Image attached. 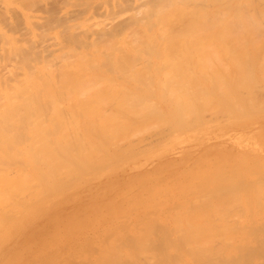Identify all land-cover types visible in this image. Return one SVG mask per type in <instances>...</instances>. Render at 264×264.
I'll return each instance as SVG.
<instances>
[{"label": "bare ground", "instance_id": "obj_1", "mask_svg": "<svg viewBox=\"0 0 264 264\" xmlns=\"http://www.w3.org/2000/svg\"><path fill=\"white\" fill-rule=\"evenodd\" d=\"M53 1L55 2V0H0V219L3 218L4 224L7 222L5 225L9 223L8 220L13 225L15 222L12 221L13 218L16 219V215L24 207L28 210L24 209L25 213L32 210L33 214L36 212L35 216L39 215L45 202L51 200L47 198L51 197V194L54 196L52 192L61 188L58 186L65 187L69 184L72 187L77 184L75 182L80 180L76 177L81 175L82 170L74 177L76 172L68 169L71 168L69 164L73 161V156L77 157L72 162L74 165L78 164L77 168L80 169L81 165L82 169L90 167L89 160L100 155H95L98 148L105 153L104 155H107L110 145L111 151L117 148L123 132L114 130L129 128L126 129L129 133L121 129L128 135H122L124 138L121 136L123 142L118 145V151L115 150L123 151V156L121 152L120 156L114 153L116 157L123 158L124 153L127 156L135 155L149 147L138 142L139 134L144 135L153 128L152 140L156 136L157 140L159 134L166 135L164 130L168 126V129L172 130L174 126H178L176 124L183 127V122H186L188 117L194 118H191L194 120L193 124L198 126L204 123L201 115L199 117V113L202 114L203 111H211L209 114H213L212 118L210 117L213 122L209 128L244 130L260 125L259 121L250 124L249 118L245 116L253 114L255 110L264 111L262 108L264 75L260 74H264L261 72L264 69V0H61L57 7L60 11L57 12L56 9V15L53 9L57 1L54 6ZM215 47L218 50H214ZM219 49L221 53L218 55L215 51ZM185 52H190V56ZM196 53H200L201 56L203 54V58H199L200 54ZM222 53L224 57L221 56ZM197 57L201 62L204 61L202 65ZM224 58L229 60L227 69L230 68L229 64L230 66L233 64L231 73L236 70L235 74L227 72L225 69L227 62L223 61ZM215 61L222 66L224 64L225 71ZM196 62H199V67ZM221 70L225 73L224 76ZM214 71L217 73L212 78ZM210 77L211 81L208 82ZM205 80L208 83L204 84ZM230 81L232 83L236 81L235 86L229 84ZM230 85L234 89L231 87L230 89ZM211 87H216L213 90H218L217 94L220 95L213 92L211 94L208 90V88L212 90ZM209 93L216 96L215 99H219L215 100L211 96V104L209 101L206 103ZM159 95L162 99L158 97ZM153 96L158 97L160 101L168 96L172 99L166 100L172 101L168 103V107L173 103L171 104L173 107L177 104L176 109L174 107L172 112L170 106L167 114V106H164L163 102V107L159 106L158 109V105L161 104L157 99L153 100ZM200 97L206 100L203 101ZM191 98H196V103L198 98L199 108L202 107L200 106L202 101L208 104L209 108L203 105V109H198V105H194V99ZM150 99L151 106L155 105L156 109L151 108ZM157 101L159 104L154 103ZM140 104L145 107V113L142 107V110L139 109ZM194 107L198 109L197 112ZM212 107L215 109L210 110ZM158 110L163 113L165 110L166 114L159 111L160 115H165L164 119L157 112L155 115V111ZM223 110H227L226 113H223ZM258 111L255 113L258 114ZM147 113L150 116L154 115L153 119L148 115L151 122L148 118L147 121L151 124L148 122L146 125L147 121L144 122L143 117L140 119L143 123H139L137 128V118L139 120L142 114ZM136 114L139 117H136ZM127 117L133 118L136 121L135 125L133 124L135 121H130L131 124L129 122L131 119ZM166 117H171L175 125L171 127ZM156 118L164 121L162 124L167 122V126L158 124ZM190 118L187 121L189 125L192 121L189 122ZM155 123L158 128L160 126L159 129ZM193 124L191 127L189 125L184 127L190 129L194 127ZM131 125L134 127L131 128ZM140 125L142 127L150 125L152 128L146 127V131ZM135 127L141 132L143 129V133L135 131ZM154 127L159 130L157 135ZM70 128H73L72 131L74 128H80L79 132L83 128L85 130L83 129V133L80 132L81 135L76 132L74 137V132H71ZM91 128L94 130L99 128V136L96 134L98 131L93 135ZM149 128L151 129L148 130ZM60 129L68 132L69 139L76 138L73 139L74 143L83 140L79 141V146L84 145L81 143L85 140L86 145L91 142L92 146L88 145L90 147L88 149L84 147L86 145L81 149L76 147L78 148L76 151L81 150L79 152L82 154L74 155L75 148L71 154L72 139L69 140L66 133L58 132ZM175 129L181 131L179 127ZM172 130L170 131H176ZM130 132L139 133L138 139ZM171 132L169 134H172ZM130 134L136 138L135 141L132 142L134 138H130ZM169 134L168 137L171 136ZM109 135L114 137L112 143L115 142V138L118 139L116 135L119 136L117 140L119 143L117 141L113 143L114 145L110 143ZM148 137L145 139L151 141V137ZM164 137L166 136L161 138ZM126 138L130 145L135 144L137 140L140 146L137 143L136 146L142 145V148H139L141 151L132 152L135 145L130 148L123 140ZM102 139L108 140L106 147H102L106 152L101 150V146H105L103 143L102 145L95 143L98 145L95 150L92 142V140L101 142ZM145 139L143 141L148 143ZM162 139L158 141L162 142ZM186 139L187 137H184L177 143ZM249 141L247 143H250ZM125 142L127 145L123 146L124 151L121 150V145ZM153 142L157 144V141ZM153 142L148 144L155 145ZM77 143L74 146L78 145ZM19 145L20 147L22 145L23 149L18 148ZM127 146L133 150L129 152V149L127 153L124 148ZM260 146L261 150H264V140L260 142ZM82 148L88 152L93 148L94 155L90 152L91 159L89 153ZM83 151L88 155L89 159H85L88 162L83 160L86 157ZM168 151L166 153H170L171 150ZM59 152L62 155L61 159L69 158L71 154L72 160L69 158L65 162L61 161L58 157ZM162 153L150 150L141 161H132L131 164H126L127 166L124 164L122 168L113 169L103 176L104 178L97 176L98 184L90 183L89 188L79 194L92 195L94 202L100 204L95 209L83 207L81 210L84 219L93 218L92 222H98L107 216L110 218L99 228L78 229L81 232L71 234L68 233L71 230L69 228L66 233L62 229L61 234L50 231L47 238L41 237L33 242L36 237L34 236L30 242L36 245L26 247L24 255H9L10 252L1 251L0 264H264V156L260 154L256 159H240L236 164L227 166L215 165L213 162L214 165L209 171L200 169L198 174L200 172L202 174L197 179L186 182L182 187L168 182L166 186L169 187L166 190L165 187L161 188L160 184L155 186L152 184L151 188L144 187L143 190L135 192L131 190L122 192L123 194H120V191L119 195L107 199L108 195L119 191L116 186L124 179L120 178L121 171L129 168L130 171H136L135 175L148 171L144 165L153 160L155 154L161 157ZM112 154L113 151L108 162L107 160L104 162L106 158H102L105 167L101 165V168L109 166V161L115 157ZM104 155L101 157H105ZM99 159L97 160H102ZM99 161L93 164L95 166L91 165L96 171L99 166L96 164H101ZM113 161L116 162L115 159ZM119 161L120 158L117 162ZM60 162L68 164L69 167L66 165L64 168V164L60 166ZM60 167L67 169L69 175L71 173L68 176L75 179L74 182L71 178L75 184L69 181L68 176L63 180L62 175L65 173H62L64 170L59 172L62 169ZM72 168L75 167L72 165ZM89 169L91 173L92 168ZM99 170L101 169H98V173ZM87 175L85 177L82 174L78 178L87 180ZM133 176L132 172L127 175L128 179ZM81 181L83 182L82 179ZM69 188L70 186L66 189ZM47 191L51 194L46 193ZM44 192L46 196L50 195L46 197ZM77 196L78 193H73L67 197L74 200ZM33 204H36L37 208L32 206L34 209H28ZM48 204L50 213L68 207L66 203L56 208L53 207V202ZM119 204L121 205L118 206ZM21 214L17 216H23L22 219L28 218L29 213L25 217ZM8 216L11 218L6 220ZM33 217L31 216V219L34 220ZM63 217L70 219L67 215ZM19 219L24 223L27 221ZM16 220L18 223L16 225H19L18 219ZM3 221L0 220V234L7 233L12 235L9 238H13L14 233L11 234V231L9 234L10 230L7 232L8 227L12 225L2 228ZM32 221L30 220V223ZM86 223L89 224L88 221ZM58 227L55 225L54 229ZM70 227L72 228L71 225ZM38 228L40 229L36 227L34 230H39ZM2 238L0 236L1 241ZM7 238H3L4 241ZM22 241L25 243V238L19 244ZM5 246L7 244H4ZM2 247L3 245L0 248Z\"/></svg>", "mask_w": 264, "mask_h": 264}, {"label": "rangeland", "instance_id": "obj_2", "mask_svg": "<svg viewBox=\"0 0 264 264\" xmlns=\"http://www.w3.org/2000/svg\"><path fill=\"white\" fill-rule=\"evenodd\" d=\"M56 1H57V4H56ZM59 1H61V0H55V2L53 3V6H54V4H56L54 7V9H55V11H54V9H53V13L56 15V9H57V7H59L58 5H60V3H58ZM62 2V1H61ZM62 4V3H61ZM60 8H61V6H60ZM58 11L57 12H59L60 10L59 9H57ZM58 14V13H57ZM60 14V13H59ZM55 33V31H53V34ZM214 50L216 49V47L215 48H213ZM213 50V51H214ZM216 50H218V49H216ZM221 50L219 49V51H215L216 53H218V55H219V53H221L220 52ZM196 52V51H195ZM201 52V51H200ZM186 53V52H185ZM188 53V52H187ZM186 53V54H187ZM190 53V52H189ZM188 53V54H189ZM194 53V52H193ZM202 53V52H201ZM204 53V52H203ZM191 54V53H190ZM190 54L188 55V56H190ZM197 54V53H196ZM198 54H200V53H198ZM197 54V55H198ZM195 55V54H194ZM214 55V54H213ZM224 54L222 53V57H224L223 56ZM215 56V55H214ZM183 57H184V55H183ZM195 57V59H196V55L194 56ZM216 57V56H215ZM185 58H186V55H185ZM199 58H203V54H202V56H201V54L199 55ZM198 57H197V60L199 59ZM201 59H199L198 61L199 62H201ZM223 61L224 62H227V64L225 63V65L223 64ZM223 61H222V64H223V66L222 65H220V63L218 64L216 61V64H218V66H222L223 67V70H224V66L226 67L225 69H227V65H228V62H229V60L227 61L225 58L223 59ZM199 62H196L197 63V66H198V64H199ZM204 62V61H203ZM203 62H201V64L200 65H202V63ZM214 62V63H215ZM231 62V61H230ZM196 64H194V66H195ZM216 66V65H215ZM218 66H216V68H218V70H220L219 69V67ZM231 66H233V64L231 65ZM230 66V64H229V66H228V68L229 69H227V72H230L231 73V67ZM199 67V66H198ZM198 67H196V70H198L197 68ZM235 67V69L237 68L238 69V67H236V66H234ZM215 68V67H214ZM222 69V68H221ZM223 70H221L220 72H222ZM228 70H230V71H228ZM239 70V69H238ZM215 71H216V69H215ZM215 71H214V74L213 75H211V77L213 78V76H215L216 75V73H215ZM225 71V70H224ZM236 71V70H235ZM234 70L232 71V73H231V75H233V74H235L234 72H235ZM240 72V71H239ZM238 72V73H239ZM261 72H264V69H262L261 70ZM222 73H224V72H222ZM221 73V74H222ZM229 73V74H230ZM228 74V75H229ZM257 74H259V73H257ZM261 74V76L262 75H264V74H262V73H260ZM259 74V75H260ZM223 76L225 75V73L224 74H222ZM227 75V74H226ZM227 75V76H228ZM258 75V76H259ZM230 76V75H229ZM237 76V75H236ZM235 76V77H236ZM211 77H210V79H208L207 81L208 82H210L211 81ZM226 77V76H225ZM231 78H232V76H231ZM226 79H230V78H226ZM233 79H234V76H233ZM237 79V78H236ZM235 79V80H236ZM206 80L203 82L204 84L205 83H208ZM231 81H234V80H231ZM230 81V83L229 84H231L232 82ZM237 81V80H236ZM235 81V82H236ZM191 82V81H190ZM229 82V81H228ZM235 82L234 83H232L234 86H235ZM152 83V82H151ZM155 84H156V82H154ZM192 83V82H191ZM213 83V82H212ZM155 84H153L154 86H155ZM183 83H181V85H182ZM180 84H179V86H181ZM156 86H158L157 84H156ZM206 86V85H205ZM208 86H209V84H208ZM207 86V87H208ZM182 87V86H181ZM206 87V88H207ZM231 87V85L229 86V88ZM156 88V87H155ZM205 88V87H204ZM205 88V89H206ZM213 88H216V87H211V89L213 90ZM232 89H234L233 87H231ZM230 88V89H231ZM208 90L209 91H211V94H215V95H220L219 93L217 94V91L218 90H216V89H214L213 91L212 90H210L209 88H208ZM216 91V92H215ZM213 92V93H212ZM231 92H232V90H231ZM157 94V93H156ZM156 94H154L155 96H156ZM207 94V93H206ZM112 95H115V94H112ZM158 95V94H157ZM209 95H210V93H209ZM108 96H110V95H108ZM121 97H122V95H120ZM155 96H153V100L154 99H162L161 97H160V95L158 96V97H156V98H154ZM207 96V95H206ZM214 97V99H215V97L216 96H214V95H210L209 96V98H207L208 100H206L204 97H203V99H201V97H200V99L201 100H206L205 102L207 103V101H209V103L211 104V102L212 101H210V97ZM217 96V97H218ZM115 97H117V96H115ZM151 97V96H150ZM165 97V96H164ZM208 97V96H207ZM233 97H235V96H233ZM120 98V97H119ZM152 98V97H151ZM172 100V99H169V97L167 96V98H164V100L162 101H160V100H158L159 101V103L161 104V105H158V109H159V106H160V108L161 107H163V104H162V102L164 103V106H167L166 108H167V110L169 109V107L170 108H172V112H174V107H175V109H176V105L177 104H175L174 105V107L171 105V104H173V103H171V104H169V107H168V103H170V102H172V101H166V100ZM194 99V100H193ZM195 99L196 98H191V100H193L194 102H195V104L194 105H196L197 103H198V98H197V103H196V101H195ZM199 99V102L201 101ZM216 99H219V98H216ZM215 99V100H216ZM220 99H222V98H220ZM183 100H184V98H183ZM186 100V99H185ZM184 100V101H185ZM212 100H213V98H212ZM158 101L157 102H154V103H158ZM203 101L202 102H200L201 103V105L200 106H202L201 108L203 109V105L204 106H207L208 104H205V103H203ZM218 101V100H217ZM217 101H216V103H217ZM223 101V100H222ZM151 103V99L149 100V104ZM153 103V104H154ZM158 103V104H159ZM182 103V102H181ZM220 103V102H219ZM218 103V104H219ZM143 105H144V102L142 103ZM142 104H140V107H139V109L143 106ZM146 104V103H145ZM152 104V105H153ZM199 104V103H198ZM197 104V105H198ZM214 104H215V102H214ZM217 104V105H218ZM142 105V106H141ZM216 105V106H217ZM150 106H151V104H150ZM156 106H157V104H156ZM215 106V105H214ZM196 107V106H195ZM193 108L194 110L196 109V108ZM208 108H209V106H207ZM211 107V106H210ZM230 107V106H229ZM232 107V106H231ZM230 107V108H231ZM143 108V107H142ZM142 108H141V110H142ZM151 108H155L156 109V107H155V105H154V107H152L151 106ZM165 108V107H164ZM198 109H201V108H199V105H198V107H197ZM214 107H212L210 110H212ZM228 108V107H227ZM226 108V109H227ZM229 108V109H230ZM262 108H264V106H262ZM144 109H145V107L143 108V112H144ZM154 109V110H155ZM198 109H196V112H197V110ZM205 109V108H204ZM215 109V108H214ZM166 110V109H165ZM165 110H164V113L162 112V111H160V110H158V111H155V115L157 114V113H159V111L160 112H162V114H166L165 113ZM166 110V111H167ZM170 110V109H169ZM169 110L167 111V114L169 113ZM261 110V109H260ZM142 111H141V113H142ZM150 111V110H149ZM203 111V110H202ZM218 111V110H217ZM216 111V112H217ZM227 111V110H226ZM226 111H224L223 110V113H226ZM256 111H258V110H255L254 111V113L253 114H247L245 117H247V118H249L248 119V121H250L249 123L250 124H252V123H257L258 121L260 122V125L259 126H257V127H254L253 129H247V128H245L244 130L242 129V128H217V127H215V128H209V126L211 125V123L213 122V120H210L211 118H212V116H213V114L212 115H210L209 114V112H211V111H203L204 112V114H203V112H202V114L201 113H199V117H200V115H201V117H202V119L201 120H204V123H202V124H200V119H199V124L200 125H198V126H195L194 124H193V121L194 120H192V119H194V118H190V117H188V119L190 118V120H189V122H190V125H194V127L193 128H188V127H186L187 125H189V123H187V121H188V119H187V121L186 120H184V121H186V122H183V124L184 125H186L185 127L186 128H188V130H185L186 128L184 127V125H183V127L185 128H183V127H181V125H179V124H176V125H178L177 127H179V129L181 130V131H178V130H176L175 128H177L176 126H174L175 128L173 129V130H176V131H173L172 130V128L171 129H168L169 128V126L165 129V130H167V131H169L168 133H167V131H165L164 130V132L166 133V135L164 134H162L161 133V130L163 131V129H161L160 130V133L163 135V136H166V137H168L167 135L171 132L170 130H172L173 132H171L172 134H169V135H171V136H169L168 138H166V137H164L163 139L161 138V137H163L162 135H158L159 137H158V139H162V142L160 141H158V139L157 140H155V138H157V136L154 138V140H152L153 138H152V130H153V128H152V126H150V125H148V126H143L144 128H145V130H146V127H151L152 128V130H150L151 128H149L148 130H150V132H146V133H149L150 135H148L147 136V134L145 133L144 135L142 134H139V133H131V134H134V137L136 136V138H137V135L139 134V136L141 137H139V139H138V142L140 141V142H142V143H140V144H142L143 146L145 145V147L146 146H149L148 148H144L143 150L144 151H141L139 148H142V145H141V147H138V146H140V145H138L139 143H137V140H136V142H134L135 144H133L132 143V145H135V149L133 150V149H130V148H133L132 147V145H130L129 144V142L127 141L128 140V138L130 137V135H129V137L128 138H126V139H123V140H125L127 143H128V145H130V148L127 146V147H124V148H126V151H127V153H128V150H129V152L131 151V150H133L132 152H138V150L139 151H141L140 153H138V154H136L135 153V155H133V154H128V156H129V158H127L128 156H127V154H125L124 153V157H125V159H123V158H121L122 156H123V151L121 152L122 153V156L121 157H119L120 155H119V153L120 152H117L118 151V145L119 144H121L123 141H122V138H121V136L122 135H128L127 133H129V132H127V130L129 129V128H121V129H123L124 131L126 130V132L127 133H125L124 131H122L121 129L120 130H117V131H115L114 129V132H120L121 131V133H122V135L120 136L118 133H117V135H119L120 136V143H119V141H117L118 139H119V136H117L116 135V137H118V139H116L115 138V142L117 141V143H119V144H117V148L116 149H112V151H113V154H112V156L114 157H116V153H118V155L119 156H117L116 158L114 157V159H115V161L116 162H114L113 160V157H112V159L113 160H111V161H113L112 163H111V161H109L110 163H108V165L109 166H107L106 165V168H103V167H105L104 165L105 164H102V161H103V159L102 158H106V159H104V162H106V160H107V162H108V160H110L111 158H110V156L109 155H111V153H112V151H111V148H112V145H110V143H112V140H113V138H112V136L114 135H109V136H111V141H109L110 143H109V145L111 146V148H110V146L108 147V151L106 152V151H104L105 150V148L103 149L102 147H106V141H108V140H104V139H102V140H104V141H102L101 140V142H100V140L99 141H94V140H92V142H93V144H94V146L96 147L95 148V150L97 149V147H98V145L96 146L95 145V143L96 144H98V143H103V145H105V146H101V150H103V152H106L107 153V155H104L105 153H102V151H100L99 149L100 148H98L97 149V152L96 153H98V150H99V153L98 154H96L95 153V155H99V156H93L92 157V159H95V160H97V159H99V158H101L102 160L101 161H99V160H97V161H99L98 163H101V164H96V166L97 165H99L98 166V169H101V171L98 173V169H97V171H96V169H93L94 167H91V165H93V164H95V162H97V161H94V160H92L90 157H91V154L93 153V148L92 149H89L90 150V152H91V154H90V152H88V150H85V148L83 149L84 151H86L87 153H89L88 155H90L89 156V158L91 159V160H89V162H88V160H85L86 158H87V156L88 155H86V154H84L85 152L83 151V154L84 155H86V157H84V159L83 160H85V161H87L88 162V164L90 165V167L88 166V164L87 165H84L85 167L86 166H88V168L86 167V169H82L83 168V165H81V167H80V165H79V167H80V169L79 168H77L76 166H78V164L77 165H74V164H72V162L74 161V159H77V157L75 156H73V161L72 162H70V161H68V162H70V164H69V166L71 167V168H68V169H70V171L72 170L73 171V173H75L74 175V177H76L79 173H78V171H81V172H84V173H81L80 172V174L81 175H78V177L79 176H82V174L85 176V175H87L88 174V172H89V174L87 175V180H85L86 178H81L82 180H83V182L81 181V179L80 178H78V177H76V179H78V180H80V181H77V182H75V179H73L72 177V179H73V181L75 182V183H77V184H75L73 181H72V179L69 177L70 175H71V173H70V175L68 174V172L66 171V170H64V168H66V167H64V166H68V164H64V162H65V160L67 161L69 158L72 160V156H71V154H73V150H74V148H75V150L74 151H76L78 148H76V147H80V149H81V147H83L84 145H86V140L84 141V143H81L82 141L81 140H79V141H81L80 143L81 144H84V145H80L79 146V141H78V145H75L74 146V144H76V143H74L73 142V139L74 140H76V138H71L70 137V139H72L71 141H70V143L71 142H73V143H71V145H70V147H73V148H71L72 149V151H70V152H72L71 154H70V156H69V158L68 157H66V158H64L63 157V159H61V157H62V155L60 154V152H59V154H57V155H59L58 157H60V159H61V161H64L63 163L62 162H60V164H57V166L58 165H60V166H62L63 164V167H60V168H62L61 169V171L59 170V172L61 173L63 170L64 171H66V172H62V173H67V175H62V176H60V177H62L63 178V180H64V178L66 179V177L68 176L69 177V181L71 180V182H73L75 185H72V187H71V185H69L68 183H66V184H68V185H66L65 187H62L63 185H60V186H58L60 189H56L57 191H55V192H52L53 194H54V196L50 193V192H46V193H50L51 194V197H53V198H51V197H49V198H47V199H51V200H49V201H47V202H45L46 204H47V208H46V204H45V206H43L42 207V210H41V207H40V210H38L37 209V211H40V212H42V213H40L38 216L36 215H34L36 212V208H37V206H36V204L34 205H31V206H29V208L28 209H34V208H32V206H34V207H36L35 208V213L33 214V211L32 210H30L29 212H27L28 210H27V208H23L22 209V207H21V209L22 210H24V209H26L27 211V213H29V215H28V218H26L27 219V221H26V219H22V217H18L17 215H19V214H21L22 212L20 211L19 212V214H15L16 215V219H18V222H19V225H16V224H18L16 221V219H14L13 218V220L12 221H15V222H13V225L14 226H16L17 228H19V229H17L16 227H14L11 223V221L10 220H8V219H10L11 218V216L9 217H7V219L6 220H8V224L7 225H5L4 224V222L5 221H3V218H1L0 220H2L3 221V226H2V224H1V226H2V228L3 227H5V228H7L8 226H11V227H8V229H7V232L9 231V234H10V232H11V234H13V238H9V236H12V235H7V233H6V231H5V233L6 234H4V233H2L3 235H1L0 234V236L1 237H3V238H7V236H8V238L7 239H5L6 241H4V239L2 238V241L0 240V247L3 245V247L2 248H0V252L2 251V252H5V251H8V252H10L11 254H9V255H24L25 254V251H26V247L27 248H29V247H32L33 245H36V244H34V243H31L32 242V240L31 239H33V237L34 236H36V237H34V239H33V242H35V241H37V239L38 238H41V237H48L49 236V233H51L52 231L54 232V233H57V234H61V232H63V230L62 229H64V232L66 231V232H68V228L69 229H71V230H69V234H71V233H79V232H81L80 230H85V229H97V228H99L100 227V225L102 224V223H104V222H106L107 221V219L109 220L110 218H108V216H107V218H105V219H100L101 221H98V222H92V219L93 218H91V219H84V214H83V210H81L83 207L84 208H86V207H88V209L89 208H93V209H95V208H98L99 207V203H96V202H94V198H93V196L92 195H89V194H87V195H80L79 196V194H81V193H83L84 192V190H87L88 188H89V185H91L90 183H96V184H98L97 183V176H101L102 178H104L103 176H106L108 173H110L111 172V170H113V169H116V168H119V167H123V165L124 166H127L128 164H131V162L132 161H135V162H137V161H141L142 160V158H143V156H145L147 153H148V151H156V152H158V153H162L163 151H165L164 153V155H163V153L161 154V155H163V156H161V157H158V156H156V154H155V156H154V159L153 160H150V161H148L145 165H144V167H146V168H148L149 170L148 171H143V172H141V173H139V174H134V173H136V171L135 170H132V171H130V169L129 168H126V169H124L123 171H121L120 172V178H124V179H122V180H120V185H118V186H116V189H118L119 191L117 192H114V193H112V194H110V195H108V197H107V199H111V198H113V197H115L116 195H119L118 193L121 191V193L120 194H123L122 192H129V191H131L132 190V192H135V191H137V190H139V189H141V190H143V188L144 187H148V188H151L152 187V184L155 186L156 184H160V186H161V188L162 187H165V189L166 190H168V187L169 186H166L167 185V183L168 182H170V183H172V185H177L178 187H182V185L183 184H185L186 182H189V181H192V180H195V179H197L198 178V176L200 175V174H202L201 172L198 174V172H199V170L200 169H203L204 171H209L213 166L212 165H214V163H215V165L217 164V165H225V166H227L228 164H236V162H237V160H240V159H244V158H248V159H256V158H258V156H260V154H261V156H264V150H261V148H262V146H260V142L262 141V140H264V119H262V118H264V117H262V115H264V111H261V112H259L258 111V114L257 113H255ZM138 112V111H137ZM139 112H140V110H139ZM157 112V113H156ZM200 112V111H199ZM145 113V112H144ZM150 113H151V111H150ZM221 113V112H220ZM250 113H252V112H250ZM139 114V113H138ZM152 114V113H151ZM215 114H217V113H214V115ZM257 114V115H256ZM137 115V114H136ZM148 115H149V117H151L150 119H153L154 118V115L153 116H150V114L149 113H147V115H141L140 117L137 115L136 117H139V120H138V118H137V121H138V123H136V118L135 117H133V116H131V117H133V118H135V120L133 119V118H129V117H127V118H129V119H131V120H129V122L130 121H135V122H133V124L135 125V123L137 124L136 126H137V128L139 127V123H143V121L142 120H144V119H142L141 121L142 122H140V119L141 118H143V117H145V121L144 122H146L149 118H148ZM160 117L162 116V118L164 119V117H165V115H160V113L158 114ZM135 116V115H134ZM191 116H193V114H191ZM219 116V115H218ZM223 116V115H222ZM256 116V117H255ZM257 116H259V117H257ZM156 117H158V116H156ZM194 117V116H193ZM211 117V118H210ZM215 117V116H214ZM224 117V116H223ZM262 117V118H261ZM148 118V119H147ZM167 118V121H169L170 123H171V127H172V125H175V121H173L172 119H171V117H166ZM166 118H165V122H166ZM168 118H170V119H168ZM224 118H227V117H224ZM149 119V121L151 122V120ZM157 119V123L158 124H160V125H163V127H166L167 126V122H166V124H162V122L164 123V121H160V120H158V118H156ZM230 119V118H229ZM254 119V120H253ZM162 120V119H161ZM175 120V119H174ZM149 121H147V123H146V125L148 124V122ZM156 121V120H155ZM247 121V122H248ZM149 122V123H150ZM153 122H154V120H153ZM197 122V120L194 122V123H196ZM131 123V122H130ZM170 123H168V125L170 124ZM186 123V124H185ZM132 124V123H131ZM145 124V123H144ZM151 124V123H150ZM153 124V123H152ZM156 124V123H155ZM134 125H133V127H134ZM142 125V124H141ZM140 125V126H141ZM189 125V126H190ZM155 126V125H154ZM156 126H157V124H156ZM155 126V127H156ZM250 126V125H249ZM249 126H248V128H249ZM131 128H133L132 127V125L130 126ZM142 127V126H141ZM142 127V128H143ZM155 127H154V129H155ZM182 129H184V130H182ZM191 127V126H190ZM156 128H158V126L156 127ZM159 128H160V126H159ZM158 128V129H159ZM61 129H64V128H61ZM59 130L58 132H60V131H62V130ZM67 129V128H66ZM71 129V128H70ZM76 129H78L77 131H76ZM79 129L80 128H74V131H72L73 130V128L70 130L71 132H74L73 133V136H74V134H76V132L77 133H79V135H81L82 133H83V129L85 130V128H83L82 130H80V132L82 131V133H80L79 132ZM88 129H90V128H88ZM97 128H95V130L93 129V128H91V130H93V132L91 131V133H94L93 135H95V133L98 131V129L96 130ZM112 129V128H111ZM69 130V128L67 129V131ZM113 130H112V132H113ZM156 130V131H155ZM154 130V132L156 133V135L158 134V132H159V130H157V129H155ZM63 131H65V129L63 130ZM62 131V132H63ZM89 130L87 131L86 130V132H90ZM106 131V130H105ZM108 131H110L109 129H108ZM132 131H133V129H132ZM135 131H138V130H136V127H135ZM140 131V130H139ZM138 131V132H139ZM147 131V130H146ZM183 131V132H182ZM211 131V132H210ZM62 132H61V134H62ZM70 132V133H71ZM99 132L100 131H98L96 134H98V136H99ZM111 132V133H112ZM113 132V133H114ZM145 132V131H144ZM153 132V134H155ZM176 132H177V134H176ZM178 132L180 133V134H178ZM66 132H63V134H65ZM140 133H143V129H142V132L140 131ZM66 135L68 136L67 138L69 139V135H68V132L66 133ZM65 135V136H66ZM152 135V136H151ZM249 135V136H248ZM71 136V135H70ZM72 136V137H73ZM76 136V135H75ZM74 136V137H75ZM144 136V137H143ZM146 136V137H145ZM161 136V137H160ZM194 136V137H193ZM123 138L125 137V136H122ZM133 137V135H131V137L130 138H132ZM133 137V138H134ZM145 139V138H150L151 137V141H150V139H148V140H146V142H148V143H152L153 141H157V144H155L154 142V144L155 145H149L148 143H145L143 140V138ZM184 137H187V139H188V137H189V140H185V141H183V142H181V141H179L178 143H177V141L178 140H180V139H183ZM129 138V139H130ZM136 138H134V140H132V142L133 141H135V139ZM166 138V139H165ZM68 139H67V141H68ZM69 139V140H70ZM143 139V140H142ZM193 139H195V140H193ZM131 140H129L130 141V143H131ZM142 140V141H141ZM250 140V141H249ZM87 141H89V140H87ZM122 141V142H121ZM150 141V142H149ZM176 141V142H175ZM247 141H249L250 143H247ZM86 142V143H85ZM115 142H113V143H115ZM126 142H125V144L123 143V145H121L122 147V149L121 150H124L125 151V149H123V146H126L127 144H126ZM159 142V143H158ZM175 142V143H174ZM68 143H69V141H68ZM108 143V142H107ZM112 143V144H113ZM136 143H137V145L138 146H136ZM172 143H173V145H172ZM72 144H73V146H72ZM91 144V142H89L86 146H84V147H87V149L88 148H90L91 146H92V144ZM147 144V145H146ZM69 145V144H68ZM88 145L90 146V147H88ZM102 145V144H101ZM114 145V144H113ZM100 146V145H99ZM21 147H22V145H21ZM20 147V145L18 146V148H20V149H23V147L21 148ZM55 147H58V146H55ZM68 147V146H67ZM136 147L138 148L137 150H136ZM165 147V148H164ZM168 147V148H167ZM59 148V147H58ZM109 148H110V150H109ZM114 148V147H113ZM63 149H64V146H63ZM65 149H67V148H65ZM69 149V148H68ZM107 149V148H106ZM171 151H170V150ZM115 150H117V151H115ZM169 150L170 151V153H166L167 151ZM261 150V151H260ZM65 151V150H64ZM68 151V150H67ZM79 151H81V150H78V151H76V152H74V155L77 153H79V155H81L82 154V152H79ZM115 151V152H114ZM168 151V152H169ZM16 152H18V151H16ZM102 153V155H104L105 157H101L102 155H101V153ZM111 152V153H110ZM58 153V152H57ZM81 153V154H80ZM108 153H110V154H108ZM114 153L116 154V155H114ZM120 153V154H121ZM76 154V155H77ZM84 155H82V156H84ZM92 155H94V154H92ZM127 157H126V156ZM133 155V156H132ZM78 156V155H77ZM107 156H109V157H107ZM81 157V156H80ZM97 159H96V158ZM89 158H87V159H89ZM108 158V159H107ZM119 158H120V161H121V163H120V161L119 162H117L118 160H119ZM127 158V159H126ZM78 160H79V157H78ZM83 160H82V158H81V161L83 162ZM160 160H162V161H160ZM60 161V160H59ZM80 161V162H81ZM84 161V162H85ZM93 161V163H91L90 164V162H92ZM157 161H159L158 162V164L156 165V162ZM103 162V163H104ZM128 162V163H127ZM212 162V163H211ZM214 162V163H213ZM217 162V163H216ZM75 163V162H74ZM86 163V162H85ZM73 165V167H75L74 169L72 168V165ZM107 164V163H106ZM112 164V165H111ZM127 164V165H126ZM101 165L103 166L102 168H103V170H102V168H101ZM154 165H155V167H154ZM11 166V165H10ZM68 166V167H69ZM93 166H95V165H93ZM112 166H114V167H112ZM11 167H13V166H11ZM100 167V168H99ZM205 167V168H204ZM59 168V169H60ZM89 168H92L91 169V173H90V169ZM10 169H12V168H10ZM76 169V171H74ZM87 169H89V171H84V170H87ZM94 170H95V172H94ZM69 171V172H70ZM132 172V175H134L133 177H131V178H129L128 179V177H127V175L128 174H130ZM95 175H94V174ZM98 173V174H97ZM92 174V175H91ZM102 174V175H101ZM94 175V176H93ZM154 175V176H153ZM57 176H59V175H57ZM65 176V177H64ZM185 176H189V178H184ZM86 177V176H85ZM97 177V178H96ZM125 177H127V178H125ZM144 178V179H143ZM149 178V179H148ZM68 179V178H67ZM89 179H91V180H89ZM88 180H89V182H88ZM66 181V180H65ZM68 181V180H67ZM66 181V182H67ZM68 181V182H69ZM129 181V183H126V182H128ZM71 182H69L70 184H72ZM80 182V183H79ZM65 183V182H64ZM126 183V184H125ZM65 185V184H64ZM70 186V188L69 189H66V188H68V187ZM77 186V187H76ZM63 188H64V190H63ZM76 188V189H75ZM62 189V190H61ZM66 189V190H65ZM102 189V188H101ZM136 189V190H135ZM62 191V192H60V191ZM59 192V193H58ZM56 193V194H55ZM73 193H78V196H77V198H75L74 200L73 199H71V198H69V197H67L68 195H70V194H73ZM44 194H45V192H44ZM50 194H47L48 196L50 195ZM45 196H46V194H45ZM48 196H46V197H48ZM64 198V199H63ZM120 199V198H119ZM51 203V202H53V207L54 208H56L57 206H61L62 204H64V203H66L67 204V206L68 207H66V208H63V209H60V210H58L57 212H54L53 211V213H50V211L48 210V207H49V204L48 203ZM37 205H38V203H37ZM44 205V204H43ZM121 204H119L118 206H120ZM31 207V208H30ZM44 207L46 208V209H44ZM20 208V207H19ZM17 209V208H16ZM18 211V210H17ZM60 211V212H59ZM31 212H32V214H31ZM14 213H15V211H14ZM24 213H25V210H24V212L21 214V215H24ZM27 213H25V215H24V217L25 216H27ZM39 213V212H38ZM112 213H114L113 211H112ZM33 217V215L35 216V218H34V220L33 219H31V216ZM64 215H67V216H69V218L70 219H68V218H66V219H64ZM30 216V217H29ZM12 217H13V215H12ZM18 217V218H17ZM19 218H21L22 219V221H26L25 223L24 222H21V220L19 219ZM99 219V218H98ZM113 219V218H112ZM5 220V219H4ZM30 220L32 221L31 223H30ZM70 221H71V223H70ZM85 221V222H84ZM86 221H88V223L89 224H87L86 223ZM21 223H23V224H21ZM84 223H86V225H84ZM10 224V225H9ZM45 224V225H44ZM67 224V225H66ZM44 225V226H43ZM55 225H58L59 227L58 228H55L54 229V226ZM70 225L72 226V228L70 227ZM20 226V227H19ZM36 227H40V229L39 230H34ZM14 228V229H13ZM12 229V230H11ZM15 229H17L16 231H15ZM78 229H80V230H78ZM19 231V232H18ZM31 231H33V233L31 232ZM35 231V232H34ZM51 231V232H50ZM18 232V233H17ZM65 232V233H66ZM31 234L30 236L28 235V234ZM36 234V235H35ZM63 234V233H62ZM28 235V236H27ZM15 236V237H14ZM27 237V238H26ZM24 238H25V243H24V241H22V243H20L19 244V242L23 239L24 240ZM36 238V239H35ZM27 239V240H26ZM12 240V241H11ZM31 241V242H30ZM9 243V244H8ZM18 243V244H17ZM2 244V245H1ZM4 244L6 245L7 244V246H5L4 247ZM17 246V247H16ZM15 247V248H14ZM64 247H65V245H64ZM4 248V249H3Z\"/></svg>", "mask_w": 264, "mask_h": 264}]
</instances>
